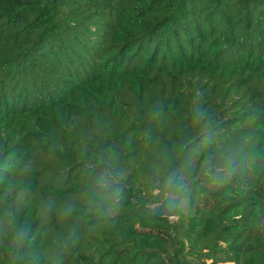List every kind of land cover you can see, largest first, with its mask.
Returning <instances> with one entry per match:
<instances>
[{"label":"trees","instance_id":"1","mask_svg":"<svg viewBox=\"0 0 264 264\" xmlns=\"http://www.w3.org/2000/svg\"><path fill=\"white\" fill-rule=\"evenodd\" d=\"M221 263L264 264V0H0V264Z\"/></svg>","mask_w":264,"mask_h":264},{"label":"clouds","instance_id":"2","mask_svg":"<svg viewBox=\"0 0 264 264\" xmlns=\"http://www.w3.org/2000/svg\"><path fill=\"white\" fill-rule=\"evenodd\" d=\"M227 163L231 164V158H228ZM118 184L116 176L109 170H103L98 173L96 180L93 183L90 193V204H95L98 207L104 208L106 212H110L111 208L119 202L120 188L115 185Z\"/></svg>","mask_w":264,"mask_h":264},{"label":"water","instance_id":"3","mask_svg":"<svg viewBox=\"0 0 264 264\" xmlns=\"http://www.w3.org/2000/svg\"><path fill=\"white\" fill-rule=\"evenodd\" d=\"M153 214L175 219L177 217V197L166 194V197L159 203L150 206Z\"/></svg>","mask_w":264,"mask_h":264},{"label":"rangeland","instance_id":"4","mask_svg":"<svg viewBox=\"0 0 264 264\" xmlns=\"http://www.w3.org/2000/svg\"><path fill=\"white\" fill-rule=\"evenodd\" d=\"M221 264H233V263H221Z\"/></svg>","mask_w":264,"mask_h":264},{"label":"crops","instance_id":"5","mask_svg":"<svg viewBox=\"0 0 264 264\" xmlns=\"http://www.w3.org/2000/svg\"><path fill=\"white\" fill-rule=\"evenodd\" d=\"M234 264V263H233Z\"/></svg>","mask_w":264,"mask_h":264}]
</instances>
